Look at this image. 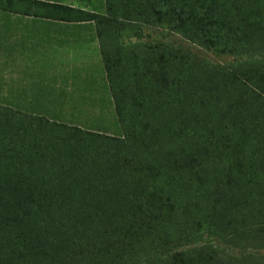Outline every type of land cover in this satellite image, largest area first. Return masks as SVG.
<instances>
[{"label": "trees", "instance_id": "1", "mask_svg": "<svg viewBox=\"0 0 264 264\" xmlns=\"http://www.w3.org/2000/svg\"><path fill=\"white\" fill-rule=\"evenodd\" d=\"M0 14L55 46L96 43L106 73L86 87L61 71L33 94L3 63L0 264H264L249 252L264 250V0H0Z\"/></svg>", "mask_w": 264, "mask_h": 264}, {"label": "crops", "instance_id": "2", "mask_svg": "<svg viewBox=\"0 0 264 264\" xmlns=\"http://www.w3.org/2000/svg\"><path fill=\"white\" fill-rule=\"evenodd\" d=\"M26 21L33 23L31 17H26V19H24L18 16L6 17L0 14V40L2 44L0 45V64L2 65L5 62L6 64L10 65L9 70L13 71L14 76L12 77L16 79L15 83L13 84L15 88L35 86L32 83H26L25 80H27L29 77H31L33 80H37V75L32 76V74L35 75L37 70L40 72L47 70L45 67H43L44 64L53 65L58 62V59L63 58L62 56L64 46H55L51 41L54 38H58L54 43L57 45L60 44L58 43L59 39L61 38L60 35L58 36L51 33L43 34L42 39H39L37 30L35 28H33L32 37L28 33L25 35V30L27 31V29H25ZM9 24H11V34ZM22 35H25V37H20ZM63 38H65L64 35ZM22 40L26 42L27 48L26 53L24 54L21 50L23 48L20 46ZM33 56H35V60L37 62L34 60ZM54 70L63 71V68H54L53 71ZM6 71L2 72L1 74L4 75L6 79H8L10 75H8V72ZM18 71H22L25 74V77L21 78ZM28 72H31L32 74H29ZM54 77V75L46 77L44 76L43 79L48 80L46 82L44 81L42 87L44 85H49ZM59 85L65 86L64 83Z\"/></svg>", "mask_w": 264, "mask_h": 264}, {"label": "rangeland", "instance_id": "3", "mask_svg": "<svg viewBox=\"0 0 264 264\" xmlns=\"http://www.w3.org/2000/svg\"><path fill=\"white\" fill-rule=\"evenodd\" d=\"M145 37L147 41H155V40H160L161 38V28H149L146 27L145 30ZM164 38L165 41H170L172 44H181L183 45V47H187V45L189 47H191V50L206 56L207 58H210L213 61H218V62H227V61H233L234 57L228 54L225 55H218L214 52H210V51H206L203 48L197 47V46H191L188 43H186L183 39V37L180 34H177L175 32H169L168 36L166 37H162ZM87 46L82 45V46H77L74 43L71 42V44L66 45L63 47V58L58 59V62L56 64L53 65H48V64H44L43 67H45L47 70L45 71H39L37 70L35 73V75H33L31 72H28L29 74H32V76H36L37 80H33L31 77L27 78L26 83H32L33 85H35L34 87H31V89L29 90V93H36L39 91L40 87L44 84V81L46 82L47 80H44L43 77L45 76H51V75H60L59 72L61 71H56L53 69L54 68H58V69H62L63 68V74L67 75L65 72L66 70L72 69V68H78L79 70V74L80 76L77 77L78 80H84L81 84H79V86L84 85V86H88L91 87L90 85H95L97 84L92 82L95 79H99V83L102 81L103 77L106 75L104 67H103V62H102V55L101 52L96 50V43H92L91 45H88L86 43ZM42 57V56H41ZM83 68V69H81ZM0 69H5L3 67V64L0 66ZM89 69V70H87ZM70 71H74V70H70ZM77 71V70H75ZM70 72H68L69 74ZM42 74V76H41ZM78 74V75H79ZM21 78L25 77V74H19ZM24 80V79H23ZM60 80L61 79H57ZM57 80H52V82L50 84L54 85L57 83ZM101 80V81H100ZM71 82V81H69ZM80 82V81H79ZM68 91L72 90V88H70V86H68L67 88ZM5 92V91H3ZM82 93V87H80L79 91H75V97L80 99ZM66 109L69 112L68 115H70L72 112L73 114L75 113L74 110L71 108V104L66 105ZM77 114V113H76ZM66 119L69 120V122L71 121L70 116H66ZM232 250L234 251L235 254L239 255L241 253L240 249L237 248H232ZM249 252H260V253H264V250H253L251 249Z\"/></svg>", "mask_w": 264, "mask_h": 264}]
</instances>
